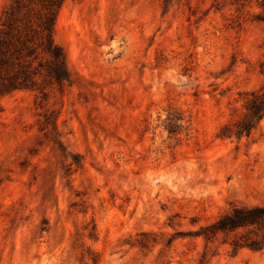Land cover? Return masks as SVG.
<instances>
[{"label": "rangeland", "instance_id": "rangeland-1", "mask_svg": "<svg viewBox=\"0 0 264 264\" xmlns=\"http://www.w3.org/2000/svg\"><path fill=\"white\" fill-rule=\"evenodd\" d=\"M55 39L71 82L0 100V264H264L200 234L264 205L261 0H66Z\"/></svg>", "mask_w": 264, "mask_h": 264}, {"label": "trees", "instance_id": "trees-1", "mask_svg": "<svg viewBox=\"0 0 264 264\" xmlns=\"http://www.w3.org/2000/svg\"><path fill=\"white\" fill-rule=\"evenodd\" d=\"M66 0H12L0 23V100L15 91H39L43 99L55 87L63 90L71 82L66 53L55 39V24ZM264 10V0H261ZM248 122H238L239 135L250 134L264 117V87L248 106ZM250 121V122H249ZM1 182V180H0ZM241 231L232 240L234 250L264 249V205L233 207L203 227L207 240Z\"/></svg>", "mask_w": 264, "mask_h": 264}]
</instances>
